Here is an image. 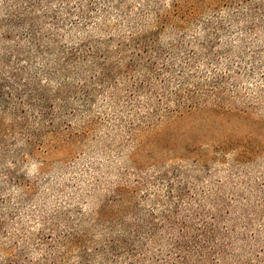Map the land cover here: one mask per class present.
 I'll return each mask as SVG.
<instances>
[{
    "label": "rangeland",
    "instance_id": "374dc122",
    "mask_svg": "<svg viewBox=\"0 0 264 264\" xmlns=\"http://www.w3.org/2000/svg\"><path fill=\"white\" fill-rule=\"evenodd\" d=\"M98 1L95 22L65 36L109 42L111 58L121 55L127 61L133 52L131 34L157 32L155 48L165 52L159 60L160 74L137 69L133 77L146 79L147 71L155 84L141 92L127 89L134 82L129 74L118 86L97 84L92 94H85L78 78L89 80L91 69L74 71V79L64 88L69 106L64 117L57 119L59 129L48 128L41 136V155L28 156L16 166L9 158L5 162L7 168L16 170L20 184L10 181L0 166V261L13 256L28 264H82L79 246L93 252L110 241L115 230L138 224L151 228L144 221L157 222L150 215L154 179L173 167L200 194L239 205L230 215L237 222V236L245 235L249 227L247 234L259 232L264 240V217L253 214L264 202V25L249 31L247 20L254 16L236 15V7L247 12V1L230 6V0H223L215 6L206 0L204 15L191 23L156 21V11L169 8L173 0H124L121 5ZM51 6L62 4L55 1ZM204 20L224 22L218 32L223 51L219 49L218 62L200 57L196 71H183L185 77L193 84L199 76L202 80L204 74L211 76L215 67L229 76L223 79L220 97L199 96L195 111L181 116L186 108L178 107L177 99L186 91L177 92L181 79L174 75L183 59L167 70L162 62H173L168 60L171 54H180L171 53L170 44L190 42L193 46L210 34ZM122 42L127 50L118 53ZM148 42L154 45L151 39ZM215 104L230 113L203 111ZM227 137L230 146L224 148ZM247 201L253 206L245 205ZM146 215L147 219L139 221ZM101 261L96 256L93 264Z\"/></svg>",
    "mask_w": 264,
    "mask_h": 264
},
{
    "label": "trees",
    "instance_id": "16d2710c",
    "mask_svg": "<svg viewBox=\"0 0 264 264\" xmlns=\"http://www.w3.org/2000/svg\"><path fill=\"white\" fill-rule=\"evenodd\" d=\"M55 1L60 2L62 7L53 8L51 5ZM112 1H117L118 5L125 2ZM205 1L173 0L169 8L156 11V21H196L204 15ZM222 1L210 2L219 6ZM243 1L248 2V10L244 13L240 7H236V15H253L251 20H247L246 27L255 32L264 25V0H230V6L233 3L240 6ZM99 6L98 0H0V166L10 181L18 182L19 177L16 170L6 167L8 158L16 166L28 156L41 155V136L47 133L48 128L52 132L59 129L57 119L64 117L65 108L70 103L64 96V88L74 79L71 76L74 71L82 73L87 66L91 69L92 79L78 78L82 83L81 88L87 90L85 94H92L97 84L118 86L120 81L123 83L126 80L124 75L129 74L134 82L127 84L128 90L131 88L132 91L137 89L141 92L148 87L154 88L155 84L149 80L147 71L143 81L137 82L136 79H142L133 75L139 68L160 74L159 60L165 52L164 48H155L157 41L154 36H157V32L143 36L131 34L133 52L127 61L121 55L117 59L111 58L109 42L87 36L76 39L65 36L74 29L83 31L90 22H95ZM142 10L147 11L143 7ZM257 14L261 17L256 19ZM203 23L210 34L207 33L193 46L190 42L170 44L174 50L171 53L180 54H171L168 60L172 59L173 62H162V65H166L163 69L167 70L171 65L173 68L178 66L174 63L183 59L177 75H174L181 79L177 92L182 88L183 92L186 91L177 99L181 102L177 106L186 108L180 111L181 116L195 111L193 108L201 102L199 96L207 99L215 94L220 97L225 88L223 79L229 76L215 67L211 76L199 74L206 78L202 80V76H199L193 84H189V76L185 77L183 71L190 69L195 72L200 57L208 56L211 63L218 62L219 49L224 47L218 42V32L224 28V22L204 20ZM149 39L154 45L148 42ZM123 43L117 46L118 53L127 50ZM128 90L124 89L126 92ZM203 111L214 115L230 113V109L217 104ZM226 139L224 148L230 146V138ZM181 173L179 168L173 167L159 173L154 179L157 185L150 215L157 222L145 220L148 214L139 218L141 222L144 219V223H151V228L146 229L138 224L118 232L115 230V236L111 232L110 241L93 252L79 246L82 264H93L96 256L102 257L100 264H264V240L259 232L249 235L250 228L245 227V235L239 237L236 234L237 222L230 215L232 209H237L239 205H230V201L224 198H209L205 193L200 194L182 179ZM245 205L253 206L249 201ZM253 214L264 217V202L258 205ZM245 217L250 224V214ZM145 240L153 243H146ZM28 263L23 258L15 259L13 256L0 261V264Z\"/></svg>",
    "mask_w": 264,
    "mask_h": 264
}]
</instances>
